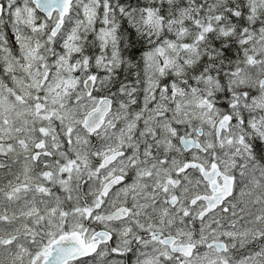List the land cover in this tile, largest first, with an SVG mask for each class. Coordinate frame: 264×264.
Wrapping results in <instances>:
<instances>
[{
    "label": "clouds",
    "instance_id": "clouds-1",
    "mask_svg": "<svg viewBox=\"0 0 264 264\" xmlns=\"http://www.w3.org/2000/svg\"><path fill=\"white\" fill-rule=\"evenodd\" d=\"M0 264H264V0H0Z\"/></svg>",
    "mask_w": 264,
    "mask_h": 264
},
{
    "label": "snow or ice",
    "instance_id": "snow-or-ice-1",
    "mask_svg": "<svg viewBox=\"0 0 264 264\" xmlns=\"http://www.w3.org/2000/svg\"><path fill=\"white\" fill-rule=\"evenodd\" d=\"M38 147H40V146L38 145Z\"/></svg>",
    "mask_w": 264,
    "mask_h": 264
}]
</instances>
